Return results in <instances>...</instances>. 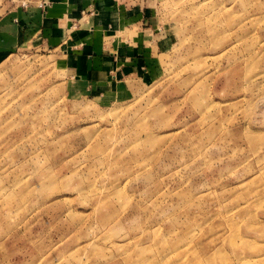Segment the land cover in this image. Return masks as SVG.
<instances>
[{
  "label": "rangeland",
  "instance_id": "1",
  "mask_svg": "<svg viewBox=\"0 0 264 264\" xmlns=\"http://www.w3.org/2000/svg\"><path fill=\"white\" fill-rule=\"evenodd\" d=\"M149 5L159 61L117 87L0 54V264H264V0Z\"/></svg>",
  "mask_w": 264,
  "mask_h": 264
},
{
  "label": "crops",
  "instance_id": "2",
  "mask_svg": "<svg viewBox=\"0 0 264 264\" xmlns=\"http://www.w3.org/2000/svg\"><path fill=\"white\" fill-rule=\"evenodd\" d=\"M36 1L0 17V54L38 41L90 88L117 87L159 61L149 0H44L42 8Z\"/></svg>",
  "mask_w": 264,
  "mask_h": 264
}]
</instances>
